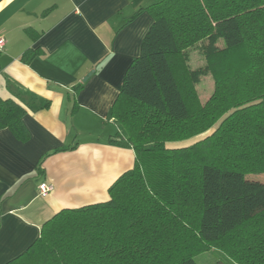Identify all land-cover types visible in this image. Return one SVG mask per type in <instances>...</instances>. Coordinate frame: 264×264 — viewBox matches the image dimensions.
<instances>
[{"label": "trees", "instance_id": "trees-1", "mask_svg": "<svg viewBox=\"0 0 264 264\" xmlns=\"http://www.w3.org/2000/svg\"><path fill=\"white\" fill-rule=\"evenodd\" d=\"M144 11L153 24L113 104L109 140L133 149L134 166L107 201L63 209L6 264H198L210 249L264 264V182L247 179L264 173V0H157L135 16ZM205 41L215 87L203 106L202 71L188 70L185 51ZM12 90L17 100L0 98V130L25 138V108L50 101Z\"/></svg>", "mask_w": 264, "mask_h": 264}, {"label": "crops", "instance_id": "crops-1", "mask_svg": "<svg viewBox=\"0 0 264 264\" xmlns=\"http://www.w3.org/2000/svg\"><path fill=\"white\" fill-rule=\"evenodd\" d=\"M156 1L0 0V98L17 100L18 87L50 101L25 108V138L0 130V264L63 209L107 201L134 166L131 147L109 143L118 132L111 111L153 24L149 12L135 14ZM42 182L54 187L47 198Z\"/></svg>", "mask_w": 264, "mask_h": 264}, {"label": "rangeland", "instance_id": "rangeland-1", "mask_svg": "<svg viewBox=\"0 0 264 264\" xmlns=\"http://www.w3.org/2000/svg\"><path fill=\"white\" fill-rule=\"evenodd\" d=\"M207 43V41L204 43H197L185 51L186 67L188 70L202 71V75L199 76L198 82L195 84V94L198 96L199 102L203 106L211 99L215 87L213 75L206 70L207 62L202 48L207 45ZM217 43L220 47L223 46L222 41L219 40ZM215 127L216 126L213 125L205 133L197 136L195 139L187 141V144L211 135L214 133ZM247 179L264 182V173L248 175ZM195 260L198 264H235L227 255L218 249H210L207 252L197 254Z\"/></svg>", "mask_w": 264, "mask_h": 264}, {"label": "built area", "instance_id": "built-area-1", "mask_svg": "<svg viewBox=\"0 0 264 264\" xmlns=\"http://www.w3.org/2000/svg\"><path fill=\"white\" fill-rule=\"evenodd\" d=\"M5 47V40L0 39V51L3 50ZM54 191V187L47 183V182H42L39 184V194L43 198H47L52 192Z\"/></svg>", "mask_w": 264, "mask_h": 264}, {"label": "water", "instance_id": "water-1", "mask_svg": "<svg viewBox=\"0 0 264 264\" xmlns=\"http://www.w3.org/2000/svg\"><path fill=\"white\" fill-rule=\"evenodd\" d=\"M84 81H87V78H85V80Z\"/></svg>", "mask_w": 264, "mask_h": 264}]
</instances>
